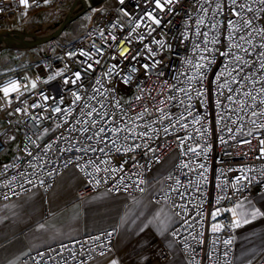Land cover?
Masks as SVG:
<instances>
[{
    "label": "built area",
    "instance_id": "2783aa9c",
    "mask_svg": "<svg viewBox=\"0 0 264 264\" xmlns=\"http://www.w3.org/2000/svg\"><path fill=\"white\" fill-rule=\"evenodd\" d=\"M32 4V0H29ZM69 3V6L77 8L85 7L87 13L92 17L91 24L87 27L84 34L74 40H65L59 44H50L52 50H47L46 56L49 54H55L56 58L48 63L39 65L37 67H28L27 69L21 70L16 73L13 77L0 81V88H3L6 84L16 81L20 84V92L11 93L8 98H4L2 91H0V202H7L19 198L22 195H27L34 190L42 192L45 199L48 194L55 187L57 180L68 170L73 169L81 180V184L76 190L77 199H83L87 196L98 193L102 190H107L112 194H126L130 196H136L143 192H140L135 187V183L139 178H143L147 181L150 173L158 166L162 165L168 160L171 154H175V157L171 163L170 170L163 174L162 181L164 189L167 190L169 185L173 184V181L167 180L169 172H172L174 176H179V179L187 183L188 178L195 179V173H188V177L180 175L174 169V165L180 163L181 160L187 162L188 157H182L180 155V149L177 148V141L173 136H165L162 132L159 134V138L155 140H149L147 143L150 147L156 148L157 151L155 156L158 157L159 163L155 160H150L152 153L147 156L144 155L143 149H137L136 152H120L111 153L113 167H119L125 160L128 162L124 164V172L117 173L114 179L109 178L110 174L101 171L96 173L92 166H88L85 171H81L80 168L76 167V163L83 165L87 160L84 157L83 160L77 162L75 157L83 155L73 150L69 152H60L57 149L66 147V143L63 140H59L57 143H53L52 150L47 154L44 153V146L52 141H56L57 137L64 131V128H56L57 123H63V120L51 113V107H55L59 104L61 97L63 98V104H60L62 108L71 105L72 91L80 89V83L83 84L81 94L85 91L90 92L95 79L106 70L107 67L112 64H117L120 69V75L114 76L111 83L107 84L106 87L115 88V95L120 98L121 103L125 108L132 109V115L136 112L143 111L144 107H147L152 115L145 116V120L151 121L156 119L158 113L155 111L156 107H167V105L159 104V101L166 99L168 93L167 85L163 84V81L167 80L169 84H172L173 76L179 72L184 71L182 65V58L191 56V38L192 32H189L190 40L184 44L180 43V33L185 30L187 24L194 31L195 24L194 20L198 15L202 13L197 12L198 4L194 3L193 0H180L175 5V11L179 15L157 13L163 16L165 23L168 20L172 21V24L168 25L163 30L157 29V33H153L157 39L163 37L167 43L172 45L171 50L167 48L162 54L158 55L156 59L162 60L163 62L155 69L150 70L148 74L145 73L141 67L143 63H149L144 58L145 54H142L137 60H132L131 56L136 54V51L143 48L142 43L133 42L131 46L122 44L119 49L115 47V44H120L121 39L128 33L132 27L128 21L130 19H138L139 16L144 12L146 8V0H124L121 4L119 0H112L111 6H106L105 2L93 4L91 0H49L48 4H44L43 0H39V6H32L25 9L23 5L19 3V0H0V33L7 32L11 33L12 26L17 25L19 20L28 13L43 9L47 6H57ZM152 5L149 10H152ZM127 11L129 16H125L124 12ZM191 14L192 19H187L188 15ZM223 19V17H219ZM115 26V27H114ZM206 30V29H204ZM103 31L105 37H108L109 44H112L109 33H113L117 36V41L111 48H104L105 56L102 59L101 65H94L96 68L95 72L84 73L82 69L86 66L83 62L87 59L86 57L80 56L81 51H87L94 53L96 48H101L104 44V40L100 36V32ZM144 31L143 28L140 29ZM221 44L217 45L221 50L226 47V41L221 36ZM151 37L146 39L143 43H149ZM28 41V40H26ZM95 45V47H93ZM153 49H156V45H151ZM124 47H130L129 58L127 60L119 57L117 59H111L112 55H116L118 51ZM29 50V47L21 48ZM49 49V48H48ZM68 53H75L76 55L69 57ZM100 57L94 56V59ZM89 63L92 61H88ZM226 60L224 57H219L216 63L211 66L208 72L207 79L204 81V87L208 91V107L207 113L205 109L201 107L199 100L194 99L192 104L194 111L199 110L201 114L207 115V120L211 121L210 135L208 137V143L212 146V151L208 154L207 159L200 157L197 162H204L208 168L207 176L208 182L202 185L203 197L200 193H194L197 202L203 201V226L196 225L195 231L189 229L185 231L181 224L174 225L175 228L180 229V234L177 237H172L170 230V237L177 244L182 256L185 258L188 264H215L216 258H220V264H223L225 259L223 252L227 250L229 252L228 259L231 260V264H236L234 261L235 257V228L229 227L231 222L235 219L230 212H225L218 216L217 221H212L210 213L219 207L232 208L234 205L254 197L259 193L264 192V158H257L259 153L256 150L258 141L247 136H240L237 134L236 140L228 138V134L225 133V138L228 139L227 147L221 145L218 141L219 127H223V123L217 126L216 124V113L217 109L213 104V100L216 98L221 99L223 103L224 97H217L215 95L216 85L214 83V77L218 70L222 67V64ZM135 67L138 69L137 72L132 73L131 69ZM81 71L82 77H85L77 85L71 83L65 85L63 80L66 77L74 78L73 73ZM162 71L164 76L157 77L155 72ZM57 72H62L63 75L57 76ZM131 75L132 80L129 84L122 82L123 78ZM50 77H55L50 79ZM35 81L37 87L31 89V83ZM27 85V87H25ZM199 87V85H197ZM143 89V91H141ZM225 95H227V91ZM47 95L50 99L46 102L47 106H50L47 111L42 107L32 108L31 105L36 103L44 105L45 101L42 99V95ZM141 96L140 100H136V96ZM55 97L56 99H51ZM10 101V103H9ZM26 102V103H25ZM19 107L21 109L27 108L28 114L23 112L15 113L14 110ZM172 112H177V109L173 107ZM12 112V115H9ZM229 114V113H226ZM30 115H40L43 117H51L43 119L39 126H37L30 118ZM247 120V117H245ZM71 123V121H70ZM143 123V121H138ZM167 123V121H165ZM230 123V122H229ZM159 126V125H157ZM235 127V126H233ZM48 128L49 133L43 134V129ZM139 131V129L137 130ZM180 136L185 135L184 131L181 130L177 133ZM73 135H79L74 133ZM256 135H260L257 133ZM38 136H42V139H37ZM15 137V139H13ZM31 137L35 144L29 141ZM242 139H252L251 145H241L239 143ZM136 143H143L137 140ZM189 143L195 145L196 143L203 144L204 141L200 137H195L194 140ZM40 145L39 148L36 145ZM79 146V145H77ZM102 146V145H101ZM31 151L32 157L27 155L25 151ZM42 157V159H33V157ZM89 156L95 157L96 153H89ZM103 155V154H99ZM191 155V154H189ZM134 157V159H133ZM71 158L72 163H68L65 167V161ZM51 159V162L49 160ZM133 164L136 166L133 167ZM8 166L6 169L4 166ZM101 168L104 165H100ZM231 169V171H230ZM239 169H251L246 171V174L252 178V182L249 184L247 181L243 182L239 191H235L232 187L234 178L240 175ZM54 170V171H53ZM185 172L188 170L185 169ZM92 173L93 175H86L85 173ZM223 172V175H221ZM51 173V175H49ZM138 174V175H134ZM124 176L123 184L120 185L119 190L116 189L115 185L119 182L120 177ZM96 180H100L97 184ZM105 180L107 182H105ZM27 181H31L28 183ZM43 181V183H41ZM225 181L228 182L226 190L222 191L218 185H222ZM147 184V183H146ZM146 184L140 185V187H146ZM246 184L247 186H243ZM7 185V187H5ZM124 185H130L125 190ZM184 191V189H181ZM191 192L192 190L189 189ZM161 193L158 191L152 197V201L160 199ZM219 196L225 198L220 200L219 204H216V199ZM7 197V198H5ZM177 203H184L176 197ZM188 219H191L195 215L196 209L189 205ZM45 213L46 217H49L47 203L45 201ZM179 211V209H176ZM197 219H200L197 217ZM218 222L224 225V229L219 233H211L210 225ZM203 231L204 244L200 245L196 240L201 239L198 232ZM111 232L112 235L109 237L106 234ZM196 235V240L192 239V236ZM95 237H99L98 240ZM116 237V230L113 227H109L94 233L85 234L77 238L58 242L56 244L32 251L27 256L26 264H88L96 258L105 257L114 250V243ZM187 237V241L185 238ZM219 237V239H217ZM231 239L233 243L228 249H225L223 241ZM212 241H216V251L212 252ZM185 242L189 247H185ZM66 246V247H65ZM193 249L195 251H193ZM70 252L75 253L73 257ZM101 252L105 254L100 255ZM211 252V259H209L205 253ZM38 253H43V258L38 256ZM246 264H264V247Z\"/></svg>",
    "mask_w": 264,
    "mask_h": 264
},
{
    "label": "snow or ice",
    "instance_id": "6c2138e0",
    "mask_svg": "<svg viewBox=\"0 0 264 264\" xmlns=\"http://www.w3.org/2000/svg\"><path fill=\"white\" fill-rule=\"evenodd\" d=\"M119 2L123 4L124 0H119ZM179 2L180 0H146V8L139 18L128 21L132 27L121 39L120 44H115L117 36L113 33H109L112 41V44H109L108 37H105L104 32L101 31L100 36L104 40L103 46L96 48L94 53L87 51L79 53L80 56L87 58L83 62L86 66L82 71L84 73L96 71L94 65H101L105 56L104 48H111L115 44V47L119 49L122 44L131 46L134 41L142 43L143 48L136 51L131 59L137 60L142 54L146 53L144 58L149 63H143L141 67L146 74L150 70H155L163 62L156 59V57L162 54L166 48L168 50L172 48V45L167 43L163 37L157 39L153 35V33H157V29L163 30L172 24L171 20L165 23L163 16L157 13L179 15L175 11V5ZM193 2L199 5L197 12L202 14L194 20V31L186 24L185 30L180 33V43L184 44L190 40L189 32H192L190 41L192 55L182 58L184 71H179L173 76L174 82L172 84H169L167 80L163 81V84L167 85L169 94L166 99L160 100L159 104L167 105V107H156L155 111L158 113L156 119L145 120L146 115H152L147 107H144L143 111L132 115V109L125 108L120 98L115 95V88L106 87V83L110 84L114 76L120 75L119 66L112 64L95 79L90 92L85 91L84 94H81L83 84L80 83V89L71 93L73 99L70 106L62 108L60 104H63V98L61 97L59 104L51 107V113L63 120L62 124H56V128H64L67 135L62 132L56 141L47 143L43 148L44 153L47 154L52 150L53 143L63 140L67 146L58 148V151L71 153L75 150L78 153H83L82 156L75 157L77 162L87 157L83 165L80 163L75 165L81 171H85L88 166H92L96 173L103 171L110 174L109 178L114 179L117 173L124 172V164L128 161L125 160L119 167H113L111 166V153H134L137 149H143L144 155L147 156L152 153L150 160L154 159L156 163H159L158 157L155 156L157 149L150 147L147 141L158 139L161 132L165 136H173L177 141V148L180 149V155L188 157L187 162L181 160L180 163L174 165L175 171L185 177H188L189 172L195 173L196 178H188L187 183H184L179 179V176H174L172 172H169L166 179L173 181V184L169 185L167 190L164 189L160 178H156L157 183L161 185L159 189L161 196L160 199H156L155 203L160 207L149 223L155 222L162 233L171 229L172 237H177L180 234V229L174 227L178 223L185 231L189 229L195 231L196 225L203 226V201L197 202L194 193L198 192L203 197L202 185L208 182V168L204 162L198 163L197 160L200 157L207 159L208 154L212 151L211 144L207 142L210 135L211 121L207 120L206 114H201L199 110L194 111L192 101L194 99L199 100L201 107L207 113L209 90L204 87V81L207 79L211 66L216 63L218 56L224 57L226 62L222 64L214 77L215 95L224 97V101L227 102L223 103L219 98L213 100V104L218 110L215 114L216 124L219 126L223 123V127H219L218 141L221 145L227 147L228 139L225 138V133L228 134V138L231 140H236L237 134L251 137L258 141L256 150L259 155L257 158H264V0H193ZM19 3L25 9L39 6V0H32V4L29 3V0H19ZM43 3L48 4L49 0H43ZM152 5H154V8L149 10ZM124 15L129 16V13L125 11ZM219 17H223V19H219ZM187 19H192L191 14L188 15ZM141 28L144 29L143 32L140 31ZM221 36L227 42L224 50L216 47L222 43ZM149 37H151L149 43H143ZM151 45H156V49L154 50ZM129 53L130 47H124L116 55H112L111 59H117L118 55L127 60ZM68 55L72 57L76 54L68 53ZM94 56L100 58L94 59ZM88 61L92 62L89 63ZM131 71L135 73L138 69L133 67ZM155 74L158 78L164 76L162 71L155 72ZM56 75L61 76L63 73L57 72ZM73 77H66L63 83L65 85L69 83L77 85L85 78L82 77L81 71L73 73ZM54 78L50 77V79ZM131 80L132 76L128 75L123 78L122 82L129 84ZM36 87V82L33 81L31 89ZM224 90L227 91V95H225ZM0 91H2L4 98H8L11 93L23 95L20 92V84L16 81L6 84L3 88H0ZM41 95L45 104L34 103L31 107H42L47 111L50 106H47L46 102L50 97ZM51 99L55 100L56 98L52 97ZM135 99L138 101L141 96L138 95ZM173 107L177 109V112H172ZM14 112L28 114V109L17 107ZM12 114V112H9V115ZM245 117H247V120H245ZM29 118L39 126L43 119L51 117L30 115ZM138 121H143V123H138ZM138 129L139 131H137ZM181 130L184 131L185 135L180 136L177 134ZM48 133V128L43 129L42 135ZM74 133L79 135H73ZM257 133H260V135H256ZM197 136L203 139V144L196 143L193 145L189 143ZM28 139L35 144L31 137ZM37 139H42V136H38ZM252 139H242L239 143L241 145H251ZM137 140L143 143H136ZM36 147L39 148L40 145L37 144ZM25 151L29 157L33 156V153L27 151V148H25ZM89 153H96L97 155L93 157L89 156ZM33 159H42V157L37 155ZM49 162H51V159ZM72 162V159L69 158L65 161L64 166L66 167L68 163ZM100 165H104V167L101 168ZM135 166L133 164V167ZM4 167L6 169L8 166ZM185 169L188 171L185 172ZM246 171H251V169H239L241 174L234 178L232 187L235 191L240 190L239 186L243 182L247 181L249 184L252 182V178L246 174ZM85 174L93 175L88 172ZM134 175L138 174L134 173ZM221 175H223V172H221ZM123 181L124 176H121L119 182L115 185L117 190H119ZM27 182L31 183V181ZM105 182L107 181L105 180ZM96 183L99 184L100 180H96ZM134 183L136 189L144 192L145 189L140 185L151 183V181L139 178ZM243 186L247 185L244 184ZM128 187L130 185H124L125 190ZM218 187L224 191L228 187V182L225 181ZM181 189H184V191H181ZM189 189L192 191L190 192ZM176 197L184 203H177ZM224 198V196L217 197L216 204H219L220 200ZM189 205L196 209L195 215L191 219L187 218L190 211ZM165 206L168 208L167 212ZM241 208L242 204L239 203L232 208L221 209L217 207L210 213V218L212 221H217L218 216L230 212L233 217L239 216L240 218L234 219L229 227L238 228L241 226V222L244 224L250 222L244 213L238 211ZM176 209H179V211H176ZM259 215H264V213H261L258 209L251 213L252 219ZM197 217L200 219H197ZM224 227L218 222L212 223L210 231L213 234L219 233ZM40 228L43 229L44 225H40ZM142 230L143 228H141ZM106 235L110 237L112 233L108 232ZM189 235L192 236L193 240H196V235H198L201 239L196 240V242L200 245L204 244L203 231L198 232L196 235L189 232ZM95 239L98 240L99 237H95ZM185 241H187V237ZM232 243L231 239L223 241L225 249H228ZM215 244L216 241H212V252L216 251ZM185 247H189L186 242ZM193 251L195 250L193 249ZM104 254V252L100 253L102 256ZM43 255V253H38L41 258H43ZM70 255L74 257L75 253L70 252ZM205 255L211 259V252H207ZM223 256L225 258L223 264H231L227 250L223 252ZM110 264H118V262L112 260ZM215 264H220V258H216Z\"/></svg>",
    "mask_w": 264,
    "mask_h": 264
},
{
    "label": "crops",
    "instance_id": "0c3cea01",
    "mask_svg": "<svg viewBox=\"0 0 264 264\" xmlns=\"http://www.w3.org/2000/svg\"><path fill=\"white\" fill-rule=\"evenodd\" d=\"M170 167L166 162L156 167L147 179L151 183L136 196L102 190L77 199L81 180L70 169L58 178L47 199L41 191L34 190L0 202V264H26L32 251L109 227L116 230L114 250L88 264H110L112 260L118 264H188L170 237L171 229L162 233L155 222L149 223L160 207L151 199L161 186L156 178L163 184L162 176ZM45 201L49 217H46ZM239 204L242 208L238 211L250 222H241L235 228L234 261L246 264L264 247V215L251 217L257 209L264 213V192Z\"/></svg>",
    "mask_w": 264,
    "mask_h": 264
},
{
    "label": "rangeland",
    "instance_id": "374dc122",
    "mask_svg": "<svg viewBox=\"0 0 264 264\" xmlns=\"http://www.w3.org/2000/svg\"><path fill=\"white\" fill-rule=\"evenodd\" d=\"M92 1L93 3H100V1H103L106 6L112 5V0ZM70 11L73 12V9L71 10L69 3L65 6H47L43 9L25 14L17 25H13V31H11V33L33 38L36 34L41 32L45 33L47 30L53 29L61 21L66 20V24L61 29L60 33L53 38V40L55 39L53 43H51V39L46 43H40L30 47L29 50L9 46L0 49V81L7 80L28 67H37L54 60L56 58L55 54L46 56L45 53L47 50H52L50 44H59L65 40L74 41L80 38L93 19L90 14L87 13L85 7L77 8L73 15H71L72 13L70 14ZM32 38L30 40H33ZM174 157L175 154H171L166 161V165L171 164Z\"/></svg>",
    "mask_w": 264,
    "mask_h": 264
},
{
    "label": "bare ground",
    "instance_id": "6f19581e",
    "mask_svg": "<svg viewBox=\"0 0 264 264\" xmlns=\"http://www.w3.org/2000/svg\"><path fill=\"white\" fill-rule=\"evenodd\" d=\"M110 2V1H109ZM112 2V1H111ZM68 9V8H67ZM73 9V12L70 11V14L73 15L75 12V7L74 6H71V10ZM65 21V20H64ZM63 21H61L60 23H58L53 29H49L47 30L45 33H39V34H36V36H34L33 38L32 37H27V36H23V35H20V34H14V33H5V32H2L3 34H0V49L2 48H5V47H8V46H13V45H16L18 44V42H21V41H26V40H30L31 38L34 40H39V39H42V38H45V37H48L50 36L53 32H55L59 25L62 23ZM13 31V30H12ZM30 34V33H29ZM26 35V33H25ZM55 42V39L51 41V43Z\"/></svg>",
    "mask_w": 264,
    "mask_h": 264
},
{
    "label": "water",
    "instance_id": "95a60500",
    "mask_svg": "<svg viewBox=\"0 0 264 264\" xmlns=\"http://www.w3.org/2000/svg\"><path fill=\"white\" fill-rule=\"evenodd\" d=\"M91 2L93 3L92 0H91ZM93 4H95V3H93ZM65 24H66V20L63 21L59 25V27L56 30V32H54L53 34H51L48 37H45V38H42V39H39V40H35L34 39V40H28V41H21V42H18V44L13 45V46H9V47H16V48H26V47H29L30 48V47H33V46H35L37 44H40V43H46V42L50 41L51 39H53L54 37H56L60 33L61 29L65 26Z\"/></svg>",
    "mask_w": 264,
    "mask_h": 264
}]
</instances>
